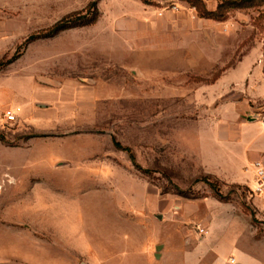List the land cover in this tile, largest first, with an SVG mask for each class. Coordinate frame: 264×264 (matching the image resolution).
I'll list each match as a JSON object with an SVG mask.
<instances>
[{"label":"rangeland","instance_id":"rangeland-1","mask_svg":"<svg viewBox=\"0 0 264 264\" xmlns=\"http://www.w3.org/2000/svg\"><path fill=\"white\" fill-rule=\"evenodd\" d=\"M91 3L96 20L51 34ZM192 3L0 0L11 264H214L243 250L264 264V242L250 240L264 216L239 179L264 143V0L222 21Z\"/></svg>","mask_w":264,"mask_h":264},{"label":"crops","instance_id":"crops-1","mask_svg":"<svg viewBox=\"0 0 264 264\" xmlns=\"http://www.w3.org/2000/svg\"><path fill=\"white\" fill-rule=\"evenodd\" d=\"M253 145L254 143H252V146ZM252 146L251 148H249V150L252 151V153H250L251 157L245 154L244 164L240 168L242 177H239V179H241L240 181L246 184L251 190L254 187V175L251 164L256 160H261L264 165V143H258L257 145H255L254 149H252ZM262 194V196H260L261 194L255 195L252 200V204L257 215L264 216V193ZM250 240L253 243L264 242V236L253 237L250 238ZM204 253H207L208 255L210 251ZM239 256L240 259L238 262H236L234 256H229L228 259H225L221 254H217L214 256V259L216 261L214 264H250L252 261V259L248 256L246 250H243V252L240 251ZM231 259L233 260L232 263L230 262ZM255 261L259 264H262L261 260L255 259ZM0 264H11V259L8 257L0 256Z\"/></svg>","mask_w":264,"mask_h":264},{"label":"trees","instance_id":"trees-1","mask_svg":"<svg viewBox=\"0 0 264 264\" xmlns=\"http://www.w3.org/2000/svg\"><path fill=\"white\" fill-rule=\"evenodd\" d=\"M191 1L193 2L192 6L195 8V10H196L197 14L200 16V18L214 20V21L224 20L227 9L241 7L242 4L245 2V0H241V1L220 0V3L217 6L215 11H207L203 7V5L201 4L200 0H191ZM94 7H95V3H91V5L89 6V10L87 11V13H85L81 17V19L73 20L71 17H66L65 19L58 21L52 27L51 34H56L58 32L66 30V29L72 28L74 26H79V25L82 26V25H86V24L93 22L94 20H96V16H97L95 9H93V11H91V8H94ZM91 12H92L93 16L89 17ZM9 63H10V61L7 64H9ZM3 66L4 65L1 63L0 69ZM115 147L122 150V148L117 143H115ZM125 150H127V149H125Z\"/></svg>","mask_w":264,"mask_h":264},{"label":"built area","instance_id":"built-area-1","mask_svg":"<svg viewBox=\"0 0 264 264\" xmlns=\"http://www.w3.org/2000/svg\"><path fill=\"white\" fill-rule=\"evenodd\" d=\"M16 113L13 110H7L4 112V119L6 122H14L16 120ZM254 175V187L251 190L253 195H260L264 193V165L261 160H256L251 164ZM232 263L233 260L231 259Z\"/></svg>","mask_w":264,"mask_h":264},{"label":"water","instance_id":"water-1","mask_svg":"<svg viewBox=\"0 0 264 264\" xmlns=\"http://www.w3.org/2000/svg\"><path fill=\"white\" fill-rule=\"evenodd\" d=\"M156 250L158 251V248Z\"/></svg>","mask_w":264,"mask_h":264}]
</instances>
